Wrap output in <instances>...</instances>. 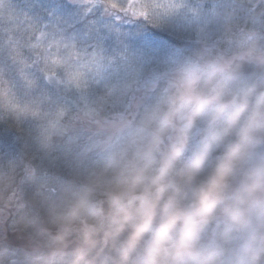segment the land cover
Instances as JSON below:
<instances>
[{
  "label": "trees",
  "instance_id": "obj_1",
  "mask_svg": "<svg viewBox=\"0 0 264 264\" xmlns=\"http://www.w3.org/2000/svg\"><path fill=\"white\" fill-rule=\"evenodd\" d=\"M159 2L164 7L147 21L118 22L100 11L84 15L65 0H0L5 30L0 33V213L5 210L6 223L17 233L37 242L50 234H64L69 240L74 235L68 231L78 232L99 219L100 204L108 202L150 138L155 121L173 104L170 86L178 71L214 64L218 54L237 51L240 40H252L247 33L264 31V0ZM12 9L41 24L59 26L63 36H33L25 41L22 54L9 59L17 51L9 40L19 35L7 31L15 27ZM177 9L179 15H171ZM164 16L170 18L153 26ZM239 72L223 78L206 74L195 86L207 90L217 85L229 95L235 90L231 74ZM237 80L236 89L242 90L243 81L239 85ZM257 80V86L264 84V78ZM136 96L141 101L130 128L110 145H104L101 135L87 133V127L103 119L126 114ZM204 126V119L197 121L193 130L201 133L197 139L190 137L182 162L199 147ZM239 130L237 126L213 145L196 183L207 179L239 139ZM173 131L168 130L163 142ZM262 138L264 131L256 135V140ZM252 149L253 143L235 162L227 185H240V170ZM15 230H9V237ZM14 247L7 246V260L37 264L31 251Z\"/></svg>",
  "mask_w": 264,
  "mask_h": 264
},
{
  "label": "clouds",
  "instance_id": "obj_2",
  "mask_svg": "<svg viewBox=\"0 0 264 264\" xmlns=\"http://www.w3.org/2000/svg\"><path fill=\"white\" fill-rule=\"evenodd\" d=\"M201 119L205 126L200 145L182 162L190 134ZM237 126L239 139L207 179L196 183L213 145ZM169 129H174L175 140L161 151ZM260 131L264 91L256 93L253 86L227 95L217 85L200 90L186 83L155 121L147 143L110 195L108 211L84 224L72 264H225L222 247H199L198 242L214 219L235 162ZM223 213L226 239L236 231L247 233L228 264H256L264 252V163L246 175Z\"/></svg>",
  "mask_w": 264,
  "mask_h": 264
},
{
  "label": "rangeland",
  "instance_id": "obj_3",
  "mask_svg": "<svg viewBox=\"0 0 264 264\" xmlns=\"http://www.w3.org/2000/svg\"><path fill=\"white\" fill-rule=\"evenodd\" d=\"M65 1L70 4H73L71 0ZM231 61L232 59L227 57L226 55H218L216 59L217 63L214 64L215 68L209 66L208 64H205L198 66L196 65L192 67L190 66L188 68H184L183 71H178V73L174 76L173 82L170 86V88H173L174 90L172 103H174L177 97L181 94L186 83H193L196 85L201 74L203 73L220 74L222 72L223 74H225L227 72V68H229L231 64ZM146 90L147 89H144L143 92L146 93ZM140 101L141 97L136 96L132 101L131 109L126 114L122 116H113L107 120L103 119V121L97 123L93 128L87 127V133L91 136L101 135L104 138V145H110L113 142V139L117 137V135H119L122 131L130 128L129 122L131 121V118L134 115V110L140 106ZM173 132L175 133V131ZM200 133L201 132H199V128L194 129L190 134V137H192V139H197ZM175 136L176 133L175 135L169 136L167 138V141L163 142V144L166 143L168 144L166 146L169 147L171 143L175 140ZM163 144H161L160 150L166 151L167 147H163ZM186 150H188L187 146ZM218 206L225 207L226 205ZM2 212L4 213V215L0 213V264H17L12 259H6V257L10 255L8 254L9 252L7 246H15L17 247L16 249H25L31 251V253L35 255L34 259L36 260L37 264H72L76 251L81 246L82 229H80V231L78 230V232L68 231L70 235H74L69 240L68 238L66 239V235L64 234L56 236L50 234L44 241L37 242L34 239H30L27 236L22 235V233H17L18 231H16L11 224L6 223L7 213H5V210H2ZM99 213L101 214L100 209ZM215 217L216 215L214 216L212 223L202 233L198 242V246L209 247L213 245H218L222 247L223 252L221 258L225 261V264H228L229 261L234 260L236 253L244 244L247 233L245 231H242V233L241 231H236L231 233L235 234L239 232L236 236H229V238L226 239L223 236L225 218L215 220ZM9 230L16 231L13 237H9ZM5 242H8L6 247L3 246L6 244Z\"/></svg>",
  "mask_w": 264,
  "mask_h": 264
},
{
  "label": "snow or ice",
  "instance_id": "obj_4",
  "mask_svg": "<svg viewBox=\"0 0 264 264\" xmlns=\"http://www.w3.org/2000/svg\"><path fill=\"white\" fill-rule=\"evenodd\" d=\"M77 7L81 8L84 15H92L100 11L101 15L111 16L118 22L134 21L137 19L148 20L154 14V11L160 7H164L159 0H127L126 6L122 5L120 0H71ZM171 15H179V9L171 13ZM11 16L15 21V27L9 28L8 32H16L19 35L14 39H10L9 43H15L16 55H9V59L15 60L16 56L25 51V41L30 40L33 36L51 37L55 39L57 34L63 36L64 30L57 25L48 26L41 24L34 18L28 16L26 13L11 10ZM170 16L163 18L157 17V22L153 26H159L161 19H168ZM5 30L0 24V33ZM51 48V45H49Z\"/></svg>",
  "mask_w": 264,
  "mask_h": 264
},
{
  "label": "flooded vegetation",
  "instance_id": "obj_5",
  "mask_svg": "<svg viewBox=\"0 0 264 264\" xmlns=\"http://www.w3.org/2000/svg\"><path fill=\"white\" fill-rule=\"evenodd\" d=\"M252 40L242 42L241 40L238 43V50L231 54L230 58L232 59L228 71L230 73L234 72L237 69H240L239 75L236 73L231 74L232 78L230 84L233 85L235 90H229V95L239 94L242 90H246L249 87H255L256 93L264 91V84L261 83L260 86H257V79L263 80L264 78V31L262 34H252L251 32L247 33ZM237 79L241 85L243 81L244 88L242 90L236 89ZM253 151L249 154L246 162L243 164L240 177V185L231 187L226 185L222 193V201L219 205H228L233 202V197L235 196L237 190L240 188L246 175L258 164L264 163V138L262 140H254L253 142ZM225 207L218 206L215 212V220L224 219L223 209ZM239 232L231 234L229 236H236ZM242 233V231H241ZM263 260L261 264H264V252H261L259 259L256 264H259L258 261Z\"/></svg>",
  "mask_w": 264,
  "mask_h": 264
},
{
  "label": "water",
  "instance_id": "obj_6",
  "mask_svg": "<svg viewBox=\"0 0 264 264\" xmlns=\"http://www.w3.org/2000/svg\"><path fill=\"white\" fill-rule=\"evenodd\" d=\"M108 211V203L107 202H103L102 205H101V214L102 213H106ZM262 259L259 262V264L262 263Z\"/></svg>",
  "mask_w": 264,
  "mask_h": 264
}]
</instances>
